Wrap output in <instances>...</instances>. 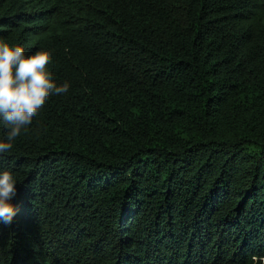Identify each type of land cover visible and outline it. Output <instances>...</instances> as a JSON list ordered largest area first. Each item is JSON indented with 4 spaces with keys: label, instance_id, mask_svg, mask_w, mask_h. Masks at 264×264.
<instances>
[{
    "label": "trees",
    "instance_id": "1",
    "mask_svg": "<svg viewBox=\"0 0 264 264\" xmlns=\"http://www.w3.org/2000/svg\"><path fill=\"white\" fill-rule=\"evenodd\" d=\"M0 40L70 85L0 155V264L264 257V0H0Z\"/></svg>",
    "mask_w": 264,
    "mask_h": 264
},
{
    "label": "clouds",
    "instance_id": "2",
    "mask_svg": "<svg viewBox=\"0 0 264 264\" xmlns=\"http://www.w3.org/2000/svg\"><path fill=\"white\" fill-rule=\"evenodd\" d=\"M52 60L49 51L26 56L22 46L0 40V120L9 128L7 139L0 140V155L13 148V142L28 130L51 97L68 92L70 85L58 86L48 70ZM16 185L11 171L0 172V224L11 225L18 213L11 202ZM250 264H264V257L252 256Z\"/></svg>",
    "mask_w": 264,
    "mask_h": 264
}]
</instances>
